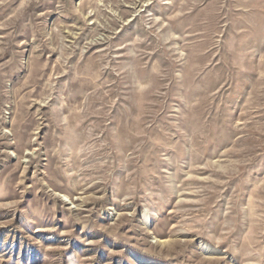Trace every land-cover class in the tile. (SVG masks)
Masks as SVG:
<instances>
[{"label":"rangeland","instance_id":"1","mask_svg":"<svg viewBox=\"0 0 264 264\" xmlns=\"http://www.w3.org/2000/svg\"><path fill=\"white\" fill-rule=\"evenodd\" d=\"M0 264H264V0H0Z\"/></svg>","mask_w":264,"mask_h":264}]
</instances>
